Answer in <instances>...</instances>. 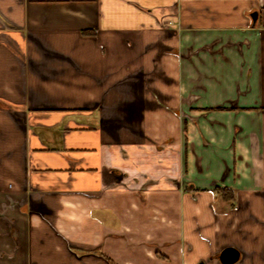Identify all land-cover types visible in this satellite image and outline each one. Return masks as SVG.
Segmentation results:
<instances>
[{"label": "crops", "instance_id": "crops-1", "mask_svg": "<svg viewBox=\"0 0 264 264\" xmlns=\"http://www.w3.org/2000/svg\"><path fill=\"white\" fill-rule=\"evenodd\" d=\"M225 248L264 264V0H0V264Z\"/></svg>", "mask_w": 264, "mask_h": 264}, {"label": "water", "instance_id": "water-1", "mask_svg": "<svg viewBox=\"0 0 264 264\" xmlns=\"http://www.w3.org/2000/svg\"><path fill=\"white\" fill-rule=\"evenodd\" d=\"M256 14H253V20ZM239 259V253L234 248H225L218 256L221 264H234Z\"/></svg>", "mask_w": 264, "mask_h": 264}]
</instances>
